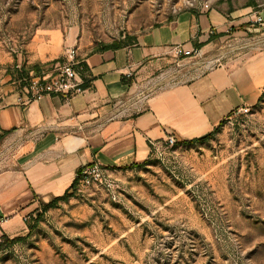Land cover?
Returning <instances> with one entry per match:
<instances>
[{
    "label": "rangeland",
    "instance_id": "rangeland-1",
    "mask_svg": "<svg viewBox=\"0 0 264 264\" xmlns=\"http://www.w3.org/2000/svg\"><path fill=\"white\" fill-rule=\"evenodd\" d=\"M206 12L252 29L225 38L224 51L264 44V24L251 22L264 17V0H0V61L58 60L52 67L66 50L79 59ZM246 107L204 142L163 146L111 174L112 193L91 185L36 208L28 217L35 228L0 249V264H264V94Z\"/></svg>",
    "mask_w": 264,
    "mask_h": 264
},
{
    "label": "crops",
    "instance_id": "crops-1",
    "mask_svg": "<svg viewBox=\"0 0 264 264\" xmlns=\"http://www.w3.org/2000/svg\"><path fill=\"white\" fill-rule=\"evenodd\" d=\"M251 30L232 27L218 13H186L133 44L79 52L85 91L68 99L16 104L7 70L40 69L54 59L0 61V236L25 235L24 217L68 190L83 166L97 162L111 174L132 169L151 157L150 141L168 135L189 141L258 103L264 44L242 43L233 52L219 46ZM213 35L218 38L210 41ZM174 44L200 52L178 59L170 51Z\"/></svg>",
    "mask_w": 264,
    "mask_h": 264
},
{
    "label": "built area",
    "instance_id": "built-area-1",
    "mask_svg": "<svg viewBox=\"0 0 264 264\" xmlns=\"http://www.w3.org/2000/svg\"><path fill=\"white\" fill-rule=\"evenodd\" d=\"M252 21L259 25L264 24V18L260 15H256ZM170 51L178 59L197 56L200 52L197 48H185L181 44L172 45ZM65 54L66 59L55 63L52 67L50 64L43 65L36 74L22 73L18 69L10 76V83L18 91L16 104L39 100L44 96H61L68 99L85 91L82 86L86 74L83 60L75 57L74 49L66 50ZM240 109L244 112L248 110L246 106ZM175 143L176 140L172 135L166 136L162 142L150 141L151 155H161L163 146L172 147ZM76 177L77 182L72 192L96 185L112 193L115 186L110 171L97 162L83 166ZM24 220H28V217H24Z\"/></svg>",
    "mask_w": 264,
    "mask_h": 264
},
{
    "label": "trees",
    "instance_id": "trees-1",
    "mask_svg": "<svg viewBox=\"0 0 264 264\" xmlns=\"http://www.w3.org/2000/svg\"><path fill=\"white\" fill-rule=\"evenodd\" d=\"M214 38H218V36L217 35L216 36L213 35L212 37H210V41L213 40ZM124 45H126V44H124L123 41L114 40L111 43L99 45L95 50L104 51V50H108V49H117V48H120L121 46H124ZM56 61H58V60H54L52 62H56ZM38 70H39V65L38 64H34L31 67H27V68L25 66H23V65L20 67V72H22V71L23 72H26V71L29 72L30 71L33 74H36L38 72ZM7 71L10 74H13L16 71V69L15 68L13 70L12 69H8ZM215 129L216 128H214L211 132H209V133H207V134H205L203 136H200V137L191 139L189 141H182L180 143L190 144V143H193V142H204L205 140H207L211 136V134L215 131ZM2 135L3 134H0V139L2 138ZM76 182H77V177L74 178V180L71 183V185L68 188V190L64 191V193H62L59 196L53 197L47 203L42 204V206H43L42 208L43 209H47L49 207L55 206L59 201H66V200H68V198L72 195V189L75 187ZM39 216L40 215H37L36 218L39 217ZM36 220H34L32 223H30V222L28 223V225H27V228H28L27 229V233L25 235L16 236V237H13V238H9L5 234H2L0 236V249L3 248V247H5V246L11 245V244H13L15 242L24 240L25 237H28V235L31 233V231L36 226V222H37Z\"/></svg>",
    "mask_w": 264,
    "mask_h": 264
}]
</instances>
